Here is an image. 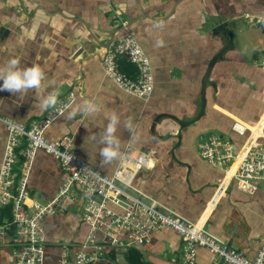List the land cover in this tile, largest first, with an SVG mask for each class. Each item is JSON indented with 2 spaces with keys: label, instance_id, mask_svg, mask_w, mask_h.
Segmentation results:
<instances>
[{
  "label": "crops",
  "instance_id": "0c3cea01",
  "mask_svg": "<svg viewBox=\"0 0 264 264\" xmlns=\"http://www.w3.org/2000/svg\"><path fill=\"white\" fill-rule=\"evenodd\" d=\"M240 20L247 21L242 26ZM219 21L232 32V47L214 63L202 94L206 67L227 42L213 31ZM126 31L152 67L147 99L121 90L102 68L106 46ZM263 55L264 0H0V117L37 121L72 93L45 129L47 139L70 137L74 154L107 175L123 163L128 148L148 154L151 166L133 179L138 191L189 220L206 216L208 231L252 258L264 234L263 191L247 193L231 183L217 199L223 170L199 156L197 143L216 132L233 136L238 146L241 136L229 132L233 118L250 129L260 119L264 70L257 63ZM133 66L130 76L119 63L132 78ZM5 141L0 121V163ZM60 176L59 163L37 151L27 202L50 199ZM72 210L41 222L47 263L61 255L65 241L72 260L85 238L87 225ZM14 239L11 228L2 235L0 264H17ZM181 242L164 227L138 250L158 264H182ZM214 258L207 248H195V264H214ZM123 259L118 264H127Z\"/></svg>",
  "mask_w": 264,
  "mask_h": 264
},
{
  "label": "built area",
  "instance_id": "2783aa9c",
  "mask_svg": "<svg viewBox=\"0 0 264 264\" xmlns=\"http://www.w3.org/2000/svg\"><path fill=\"white\" fill-rule=\"evenodd\" d=\"M120 57H126L135 65V77L120 71ZM101 64L104 73L124 92L142 99L151 95L153 75L149 58L128 31L108 43ZM257 65L264 70V55ZM72 100V93L55 100L42 118L30 123L0 117L6 129L0 163V217L6 206H10L11 211V220L0 222V241L13 223L17 233L14 237L17 264H118V258L123 259L128 248L144 251L142 246L149 242L150 234L164 227L171 228L182 240L178 254L182 264H195L197 246L205 247L215 255L214 264H264V234L256 255L249 258L208 231L204 220L200 221L202 215L192 221L160 201L146 199L134 186L133 179L140 169L151 166L152 159L148 154L128 148L123 163L107 175L74 154L70 137L47 139L45 129ZM263 115L250 125L258 124ZM231 129L239 136L248 134L234 146L229 137L208 132L198 139L199 156L210 165L222 168L223 179L216 190L227 176L225 187L234 183L237 189L247 193L261 189L264 200V123L262 133L255 137L249 126L238 118H233ZM38 150L59 163L60 183L50 199L28 203L26 181ZM72 209L77 210L87 225L85 238L72 260L65 241L61 255L53 263H47L41 222L45 216Z\"/></svg>",
  "mask_w": 264,
  "mask_h": 264
},
{
  "label": "trees",
  "instance_id": "16d2710c",
  "mask_svg": "<svg viewBox=\"0 0 264 264\" xmlns=\"http://www.w3.org/2000/svg\"><path fill=\"white\" fill-rule=\"evenodd\" d=\"M119 63H120V68L122 71L126 72L130 76H133L135 74V69H134L133 64H131L125 57H121ZM229 132H230V135L232 133H235L234 131L233 132L229 131ZM44 134H45V131H44ZM229 138H230V140H232V142H234V141L236 142V140H234L233 136H231ZM38 151H41V150H38ZM10 220H11V215L9 212V207L7 206L4 209H2L0 222L10 221ZM10 236H13V233ZM46 246H47V244H46ZM110 254H112V256H113L114 252L111 250ZM123 258L125 259L127 264H158L156 262H153V261L147 259L144 256L143 252H141L140 250H138L136 248H128L123 253Z\"/></svg>",
  "mask_w": 264,
  "mask_h": 264
},
{
  "label": "water",
  "instance_id": "95a60500",
  "mask_svg": "<svg viewBox=\"0 0 264 264\" xmlns=\"http://www.w3.org/2000/svg\"><path fill=\"white\" fill-rule=\"evenodd\" d=\"M213 31L214 32L221 31L226 36L227 42L218 52L214 54V56L210 59L206 67V70H205V73L202 79V94H204L205 88L209 84V74H210V71L214 63L216 62L217 59H219L222 56L223 53H225L228 49L232 47L233 34L221 21H219V23L213 28ZM11 231H14L13 223L11 224ZM227 245L230 246V240L227 242Z\"/></svg>",
  "mask_w": 264,
  "mask_h": 264
},
{
  "label": "bare ground",
  "instance_id": "6f19581e",
  "mask_svg": "<svg viewBox=\"0 0 264 264\" xmlns=\"http://www.w3.org/2000/svg\"><path fill=\"white\" fill-rule=\"evenodd\" d=\"M263 123H264V115L261 118V120L258 122V124L253 125V127L251 128L253 137H255L256 135H260L262 133L261 129H262ZM227 179H228V177L226 176L224 178L223 182L221 183L220 188L218 189L219 193H218L217 199L219 198V196H220V194L222 192V189L226 186ZM216 200L214 201V203L216 202ZM205 217H203V215H202L200 221H203L205 219Z\"/></svg>",
  "mask_w": 264,
  "mask_h": 264
},
{
  "label": "rangeland",
  "instance_id": "374dc122",
  "mask_svg": "<svg viewBox=\"0 0 264 264\" xmlns=\"http://www.w3.org/2000/svg\"><path fill=\"white\" fill-rule=\"evenodd\" d=\"M245 21H247V20H244V22H243V20L238 21V22H239L238 25H242V26H243V24L245 23ZM247 134H248V133L245 132L244 135L240 137L241 140H243V139L246 137ZM72 212H74V210H72ZM80 219H81V218H80ZM15 236H17V233H16V232H14V237H15Z\"/></svg>",
  "mask_w": 264,
  "mask_h": 264
}]
</instances>
